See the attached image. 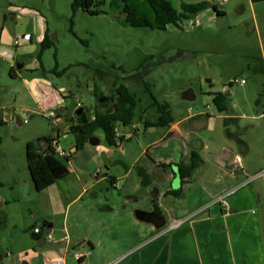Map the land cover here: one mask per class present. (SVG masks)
<instances>
[{"label":"rangeland","instance_id":"1","mask_svg":"<svg viewBox=\"0 0 264 264\" xmlns=\"http://www.w3.org/2000/svg\"><path fill=\"white\" fill-rule=\"evenodd\" d=\"M134 2L138 5L140 15H146L155 21L153 9L147 0ZM214 3L218 9L224 10L225 14L218 17L209 34L202 36L199 32L192 38V44L198 48L199 53H196L199 55L190 54L187 50L185 54L180 55L178 48L167 49L168 41L179 45V42L172 39L174 37L172 33L168 30L132 27L121 14L122 9L111 8L109 0L105 5L99 6L105 13L98 16L89 15L82 10L74 14L72 0H0V9L8 15L18 14L19 17L24 10H34L35 16H41L48 23L50 31L48 34L55 43L42 57L43 66L48 73L42 74L41 66L35 58L33 61H27L26 68L21 72L27 79L48 78L54 84L53 88L51 87L52 91L63 87L70 89L74 96L64 105L68 107L67 116H75L79 108L78 101L90 112L94 110L95 87L97 86L98 93L109 97L113 93V81L119 78L118 84H125L140 100L135 110V122L142 126L146 119L155 120L158 112L157 108L152 106L154 99L150 92L146 90L144 84L124 80L123 76L133 73L147 57L161 56L166 62L156 67L147 77V81L152 84L154 97L161 103L179 105L178 109L183 111L187 106H201L206 104V101L215 106L213 101L211 102L212 95L203 94L208 85L205 80L200 82L203 79L202 75L213 81L211 88L214 90L223 91V87L227 86L224 93L231 94V107L235 109V114L240 119L227 125L226 129L247 140L252 149L251 155L256 154L264 150V117H260V114L264 113V1L254 5L250 0H230L223 5L214 0ZM173 4L180 10L181 4L177 0ZM201 21L203 26L208 23L205 17ZM186 41L190 43L191 37L187 36ZM170 57L175 59L169 61ZM159 59L162 58L155 61ZM199 61L203 65L199 66ZM119 67H123L127 73H123ZM54 69L58 72L65 69L67 71L61 76L49 72ZM96 70L108 74L109 80L102 81L96 77ZM242 79L245 80L244 84L241 83ZM41 83L40 80L36 82L39 89H42ZM21 85L20 78L17 80L11 78L7 62L0 60V101L5 98L3 103L8 109L4 112L0 110L7 122L0 128V210L5 216V224L0 227V254L4 257L2 264H23V261L30 264H45L49 261L52 244L48 242L42 247L32 236L34 228L41 229V235L44 236L43 224L51 222L47 217H50L58 228L56 230L59 233L58 231L54 233L56 240L67 234L70 237L75 234L72 236L74 241L80 232L87 230L88 223L93 224L100 220L109 222L110 226L106 230L92 231L94 249L86 244L72 245L66 255L68 264H101L104 255H111L117 237L112 231L115 229L112 228L115 222L112 219L113 212H98L101 208L98 206L92 208L88 205L89 194L71 203L80 190L75 175L60 180L41 192L35 189L26 158L27 143L42 136L54 135L57 125L56 119L49 117L50 98L40 100L44 110H38L39 112L34 114L29 112L28 122L23 125L13 120L12 116L21 115V112L17 113L21 107L37 110V106L25 97ZM190 89L196 93L197 101L183 100V93ZM56 107L59 112L61 106ZM21 119L24 121L23 116ZM63 123L60 126L61 146L68 150L76 141L73 134L67 136L63 132L67 122ZM160 128L165 130L167 127ZM131 132L136 136L135 130ZM122 133L126 134L123 130ZM142 138L148 141L150 137L146 134ZM222 140L230 141L226 132L222 134ZM126 141L123 142V146L129 153L135 155L142 153L143 149L138 141ZM189 142L191 143V140ZM174 144L169 142L165 144L166 147L164 144L160 148L152 147L148 154H142L138 167L146 170L148 165H153L152 159H163L164 154L173 149ZM91 148L94 150L96 146L89 145L86 150L82 149L78 155L71 158V164L73 163L75 167L85 164L87 161L85 162L84 158L88 159L93 155L90 152ZM59 159L69 165L67 159ZM103 160L108 161L105 158ZM262 178L258 181L261 182ZM101 189V197L97 203L101 206L110 204L116 207L117 213H123L126 197L120 196L108 182H105ZM140 190L141 193L137 194L141 197L139 205L147 206L149 202L152 203L147 193L149 189L141 187ZM65 226L68 232L64 230ZM92 226L91 228H94V224ZM88 250L92 255L84 263L75 261L73 257L75 253Z\"/></svg>","mask_w":264,"mask_h":264},{"label":"crops","instance_id":"2","mask_svg":"<svg viewBox=\"0 0 264 264\" xmlns=\"http://www.w3.org/2000/svg\"><path fill=\"white\" fill-rule=\"evenodd\" d=\"M169 1L173 4L176 0ZM177 1L180 4H194L201 1L214 2L213 0ZM250 1L254 5L252 0ZM131 3L138 9L134 0H131ZM24 11L19 17L18 14L8 15L0 9V60L7 62L13 80L19 78L22 80L21 87L25 91V97L37 106V110L21 107L17 113L22 110L28 116L29 112L34 114L40 110L43 111L40 100L51 99L48 102V108H51L49 109L51 112L56 110L57 131L50 136L58 140L61 145L60 126L64 124L63 122H67L63 132L68 136L71 134V125L76 124V116L82 109L87 110L90 118L94 117V110L90 112L82 104V107L78 106L75 116H67V113L69 114L68 107L64 105L70 102L74 96L70 89L63 87L60 90L52 91L51 87L54 84L48 78L27 79L22 75L21 70L26 68L27 61H33L35 58L39 62L37 59L39 45L46 34L50 32L44 18L35 16L34 10ZM153 13L155 19L154 10ZM204 17L208 23L203 26L201 19ZM218 19L216 13L209 9L190 20L184 30L169 26L167 30L174 35L172 39L179 42V45L168 41L169 48L167 49L176 50L178 48V51L184 50L180 55L185 54L186 50L195 55L198 48L192 44V38H195L194 36L199 32L202 33V36L207 35L206 33L209 34ZM25 34H31V38L22 40L17 45L16 38ZM187 36L191 37L190 43L186 41ZM18 63L23 64V67L18 69ZM198 65L201 66L203 63L199 61ZM202 78L200 82L205 80L208 85V88L203 90V94L223 92L211 88L213 82L211 79H207L203 75ZM39 80L42 81V89L36 85ZM43 87L45 88L43 89ZM48 90H50L49 93ZM197 99L196 93L192 90L190 102L197 101ZM4 100L5 98H2L0 101V110L3 112L8 110L3 103ZM212 101L213 96H211ZM56 106H61L59 113ZM170 106L175 121L170 126H166L165 130L152 125L157 121L158 115L155 120L146 119L142 126L137 122H134L131 128L122 126V130L126 133L135 130L136 136L132 134L131 138L123 142L138 141L143 149L140 154L129 153L123 146L124 143L120 147L107 146L105 135L101 131L96 133L100 144L96 145L94 150L90 149L93 155L88 159L84 158V161H87L84 162L85 164L75 167L70 160L82 149L86 150L87 146L91 145L90 143L85 144L79 151L75 149L76 142L72 143L68 150L63 149L66 152L72 151V156L67 159L70 170L68 177L75 175L80 186L77 197L71 203L83 199L89 194L88 205H91L92 208L101 207L98 212H113L114 215L112 219L115 222H113L112 228L115 229L112 231L117 235L113 243L114 249L110 256L104 255L101 264L111 262L116 264H264V176L261 182L258 181L259 178L249 182L252 176L264 170V150L251 155L252 149L248 141L226 129L228 128L225 124L226 119H230L228 125L240 119L235 114L234 108L231 114H226L220 112L216 105L211 106L207 101L201 106H187L183 111L178 109L179 105L174 103H171ZM93 108L95 109V105ZM111 108L108 107L107 111H111ZM16 117L12 116L13 120L16 121ZM260 117H264V113L260 114ZM224 131L228 135L229 142L222 140ZM146 134L150 137L148 141L142 138ZM240 140L246 142L247 148ZM169 142L171 144L175 142L172 146L173 149L168 150L163 159H152L153 165L146 167L152 180L147 192L152 203L149 202L147 206H141L139 205L141 197L137 194L143 186H141V179L137 174L138 163L142 154H148L152 147L160 148ZM193 152L198 153L203 162L193 172L192 177L186 179L184 183L179 175L178 166L179 164L189 165ZM236 155H241L243 158V168L241 169H238L234 164ZM104 158L108 161H104ZM105 182L116 189L120 196L126 197L127 202L124 203L123 213H117L116 207L110 204L101 206L100 203H97L102 193L101 186ZM180 188L184 189L183 197L178 198L173 194H168V192ZM223 196H227L228 207H223L218 202ZM138 209L152 214L146 215L144 221L139 220L135 214ZM47 218L51 222L45 223L50 225V232L55 238L54 233L58 231L56 230L58 228L50 217ZM185 218L188 221L182 226L170 229V222L174 219ZM165 220L166 224H164ZM91 224L88 223L87 230L80 232L74 241L72 236L75 234L71 237L67 234L63 238L55 239L56 242H50L47 239L44 241L45 236L40 235L37 239L38 245L43 247L48 242L52 244L49 260L66 259L72 245L86 244L89 248L94 249L92 231L95 229L106 230L110 224L102 220L94 222V228H91L93 227ZM64 230L68 232L67 226ZM65 237H68V240H65ZM3 259L4 257L0 254V264Z\"/></svg>","mask_w":264,"mask_h":264},{"label":"trees","instance_id":"3","mask_svg":"<svg viewBox=\"0 0 264 264\" xmlns=\"http://www.w3.org/2000/svg\"><path fill=\"white\" fill-rule=\"evenodd\" d=\"M147 1L155 12V21L146 15H140L138 9L131 3V0H109V6L111 8H121V14L125 21L132 27L152 30H167L171 25L184 30L190 20H193L198 14L209 9H212L218 17L225 14L222 10L218 9V6L214 2L201 1L194 4L182 3L179 10L169 0ZM263 1L264 0H252L253 3ZM106 3L107 0H72L71 7L74 14L82 10L89 15L98 16L105 13V11L101 10L99 6L105 5ZM71 24V30L73 31V20H71ZM54 45V41L51 40L47 33L44 40L41 42L40 51L37 55V59L44 74H47L48 71L45 70L43 66V54L46 50L53 48ZM179 51L180 54L184 50ZM157 58L162 59L155 61ZM174 59L175 57H170L168 60L172 61ZM165 62L166 59L164 57L149 56L133 73L123 76L124 80L128 79L138 84H144L146 90L150 92L154 99L152 106L157 108L159 115L157 121L152 125L158 127L170 126L174 123L175 118L170 104L168 102L161 103L154 97L152 93V84L147 81V77L156 67ZM56 69L49 72H54L62 76L67 71L65 69L58 72ZM119 69L123 71V73H127L123 67H119ZM95 75L102 81L109 80L107 79L108 74L102 70H96ZM118 79L119 78H116V80L113 81V93L109 97L105 96L103 93H98V88L97 86L95 87L94 95L96 97V104L94 109V119L88 116L87 110L85 109H82V111L76 116V124L71 125L70 133L75 136V149L77 151L81 150L85 144L89 143L90 139L96 137V133L100 131L105 135V143L107 146L120 147L124 138H117L115 133L117 124H121L124 128H131L134 124L135 110L137 109L140 100L138 95L131 92L125 84L119 85ZM210 95L213 96L214 104L220 112L228 114L233 112L230 104V96H227L226 93L215 92ZM101 98H104L107 101L101 103ZM108 107H112V110L107 111ZM2 114L0 113V128L7 124ZM229 120L230 119H226L225 121L226 127ZM54 141L55 139L52 136H42L28 142L26 146L28 169L35 189L38 192L55 185L58 181L66 179L70 175L68 166L55 154L52 145ZM240 142L245 148H247L246 142L243 140H240ZM202 162L203 160L201 156L198 153L193 152L192 161L189 165L179 164V175L184 183L186 179L192 177L193 172L201 166ZM168 194H173L180 198L184 195V189L180 188L179 190H173L168 192ZM4 224L5 216L0 210V227ZM32 236L35 237V239H38L36 234L32 233Z\"/></svg>","mask_w":264,"mask_h":264},{"label":"built area","instance_id":"4","mask_svg":"<svg viewBox=\"0 0 264 264\" xmlns=\"http://www.w3.org/2000/svg\"><path fill=\"white\" fill-rule=\"evenodd\" d=\"M230 0H216L217 3H219L220 5H223L227 2H229ZM31 38V34H25L23 36H18L15 40V43L18 45L20 44V42L22 40H29ZM242 84L245 83V80L242 79L241 81ZM227 89V86H224L223 87V92ZM78 106L79 107H82V104L80 102H78ZM21 115L23 116L24 118V121L23 123H26L28 122V116L26 115V113L24 111L21 110ZM56 112L55 111H52L50 113V117L51 118H55L56 117ZM94 119V117L92 118ZM115 133H116V136L117 138H124V140L126 139H129L132 137V132L130 133H126V134H123L122 133V125L121 124H117L116 126V129H115ZM53 147H54V150H55V154L58 158H65V159H69V157L72 156V151L71 152H66L65 150H63V148L61 147L60 143L58 140H55L53 142ZM242 161H243V158L241 155H236L234 157V164L235 166L238 168V169H241L243 168L242 166ZM264 176V170L254 176H252L250 179H249V182H252L258 178H261ZM229 195V194H228ZM227 195V196H228ZM227 196H223L221 197L218 202L221 204V206L223 207H228V201H227ZM186 221H188L187 218L185 219H174L172 222H171V225H170V229H176L180 226H182ZM46 230V228H45ZM33 233L36 234V235H41L42 234V230L39 229V228H34L33 229ZM46 233V231H45ZM45 236V234H44ZM47 240H49L50 242H56L55 238L53 237V234L52 232H48V235L46 237ZM65 240H68V237H65L64 238ZM92 255V252L90 250L86 251V252H83V253H75L73 255L75 261H77L78 263H84L90 256ZM45 264H68L67 260L66 259H53V260H49L48 262H46ZM109 264H116L115 262H111Z\"/></svg>","mask_w":264,"mask_h":264},{"label":"water","instance_id":"5","mask_svg":"<svg viewBox=\"0 0 264 264\" xmlns=\"http://www.w3.org/2000/svg\"><path fill=\"white\" fill-rule=\"evenodd\" d=\"M214 1V0H213ZM23 67V64H17V68L20 69ZM227 96H230V93H226ZM183 99L184 100H192V90H188L186 91L185 93H183L182 95ZM107 100L104 99V98H101L100 99V102L103 103V102H106ZM16 122L19 124V125H23V122L21 120V118L19 116L16 117ZM89 143L93 146H96V145H99L100 144V139L98 137H94L92 139H90ZM137 174L139 176V178L141 179V186L145 187V188H148L151 186L152 184V180L150 178V174L144 169V168H138L137 170ZM135 214H136V217L139 219V220H146V215H150L152 213L150 212H147V211H144V210H141V209H138L135 211ZM166 224V220H165V223ZM44 228H46V233H45V237H44V241H46V237L48 235V232H50V225L47 224V223H44L43 224ZM23 264H29V262H24Z\"/></svg>","mask_w":264,"mask_h":264}]
</instances>
